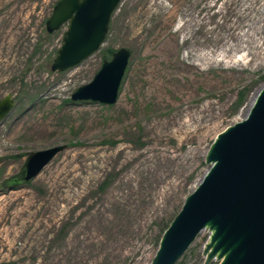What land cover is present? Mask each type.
Instances as JSON below:
<instances>
[{
  "label": "rangeland",
  "instance_id": "obj_1",
  "mask_svg": "<svg viewBox=\"0 0 264 264\" xmlns=\"http://www.w3.org/2000/svg\"><path fill=\"white\" fill-rule=\"evenodd\" d=\"M58 1L0 0V101L14 100L0 125V264H101L105 253L110 264H151L216 137L264 86V0H123L100 51L54 73L67 25L47 36L46 23ZM121 48L132 57L118 102H72ZM58 145L67 149L34 181L2 191L29 152ZM209 238L178 264H204Z\"/></svg>",
  "mask_w": 264,
  "mask_h": 264
},
{
  "label": "water",
  "instance_id": "obj_2",
  "mask_svg": "<svg viewBox=\"0 0 264 264\" xmlns=\"http://www.w3.org/2000/svg\"><path fill=\"white\" fill-rule=\"evenodd\" d=\"M122 2L59 0L46 30L54 34L66 25L67 30L51 71L74 69L99 52ZM131 57L127 48L116 50L71 101L115 105ZM13 107L12 95L0 101V125ZM66 149L29 152L19 171L2 181V191L23 189ZM205 162L209 171L164 232L151 264H178L203 231L210 233L204 264H264V86L248 116L216 137Z\"/></svg>",
  "mask_w": 264,
  "mask_h": 264
},
{
  "label": "trees",
  "instance_id": "obj_3",
  "mask_svg": "<svg viewBox=\"0 0 264 264\" xmlns=\"http://www.w3.org/2000/svg\"><path fill=\"white\" fill-rule=\"evenodd\" d=\"M47 32V31H46ZM46 35L47 36H49V34L48 33H46ZM113 53H114V51H109V54L106 56V58L107 59H110L111 57H112V55H113ZM107 59H105V60H107ZM250 93V89H247V90H245L244 91V95L241 97V99L239 100V102H238V105H242L243 103H244V101H245V97H246V94H249ZM113 185V181L111 180V178H107V179H105L101 184H100V186L98 187V190L100 191V192H105L108 188H110L111 186ZM179 213V212H178ZM177 213V214H178ZM177 214H175V216L177 215ZM175 216H173V218L167 223V224H165L162 228H161V233H160V235H159V237H158V242H157V245H158V247H159V244H160V240H161V238H162V236H163V234H164V232L167 230V228L169 227V225H170V223L172 222V220L175 218ZM99 219V218H98ZM102 223V226L104 225V226H106V223H104L103 221L101 222ZM107 224L111 227V228H116L118 231H121L124 227L122 226V224H121V222L120 221H118V220H109V221H107ZM114 236H112V235H109L108 234V238L106 239L105 237H104V239L102 240V242H101V247H100V249L103 251L107 246H108V241L111 239V238H113ZM105 255H106V258L105 259H101V264H110V262H109V257H110V255L108 254V253H105ZM70 264H74L73 262H70Z\"/></svg>",
  "mask_w": 264,
  "mask_h": 264
},
{
  "label": "flooded vegetation",
  "instance_id": "obj_4",
  "mask_svg": "<svg viewBox=\"0 0 264 264\" xmlns=\"http://www.w3.org/2000/svg\"><path fill=\"white\" fill-rule=\"evenodd\" d=\"M49 34V33H48ZM49 35H51V34H49Z\"/></svg>",
  "mask_w": 264,
  "mask_h": 264
}]
</instances>
